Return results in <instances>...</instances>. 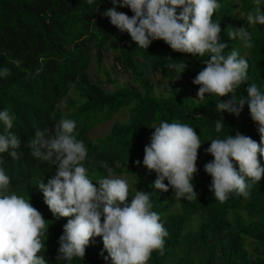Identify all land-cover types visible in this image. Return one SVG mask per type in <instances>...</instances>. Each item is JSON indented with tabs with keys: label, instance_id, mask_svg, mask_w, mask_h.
<instances>
[{
	"label": "trees",
	"instance_id": "1",
	"mask_svg": "<svg viewBox=\"0 0 264 264\" xmlns=\"http://www.w3.org/2000/svg\"><path fill=\"white\" fill-rule=\"evenodd\" d=\"M261 1L257 5L256 0H217L221 7L212 17L213 22L220 23L221 42L228 45L225 55L235 49L249 63L248 79L236 89L238 97L246 96L252 83L264 92V25H250L246 18L256 7L264 6ZM111 7V0H93L91 4L88 0H0V70H10L6 77L0 76V110L7 108L15 115L11 131L18 135V151L23 153L18 160L7 153L0 154L4 161L0 167L10 177L9 192L30 198L32 206L47 221L49 228L42 238L46 250L40 254L48 264H111L110 259L105 261L100 255L102 237L93 238L84 259H57L63 226L73 217L56 219L44 203L43 193L36 185L40 180L47 184L55 175L56 166L32 156L28 142L37 127L53 129L63 117L76 122L74 134L88 150L84 165L97 188L100 178L126 174L133 181L129 204L136 190L152 194V211L160 215L168 236L163 255L154 251L148 264H169L179 250L183 253L180 260L170 264H264V177L252 187L249 198L231 193L221 203L209 190L212 177L204 170V165L214 159L205 151L211 139H223L228 134L234 137L239 131L259 143L260 134L248 106L240 119L216 110L219 97L206 94L203 101L192 98L187 86L198 91L199 86L192 81L206 66L202 59H209L208 54L198 57L179 53L163 40L153 41L147 50L137 47L128 33H122L103 15ZM117 11L133 15L127 7L117 6ZM238 14L243 16L242 27L251 33L254 44L244 51L240 49L242 42L238 38L232 40L227 33L232 27L238 28ZM106 54L115 55L123 71L131 76L132 87L112 80L91 82L88 71L93 57L101 64ZM170 63H186L187 67L180 74L168 68ZM147 68L184 87H173L166 97H157L147 78ZM108 83L116 86L114 92L104 90ZM228 99L231 94L221 97L222 101ZM123 110H128L127 122H116L109 135L92 139L97 125L114 120ZM219 119L225 127L217 133L214 121ZM161 121L187 124L200 137L198 171L192 181L197 199H176L171 187L168 192L155 189L156 173H148L143 165L144 148L155 131L152 127ZM3 129L0 122V133ZM233 163L238 170V164ZM260 163L264 167V157ZM177 200L179 213L174 212ZM200 216H205L200 227L187 231ZM241 216L249 225L241 221ZM249 242L258 246L256 252L249 251ZM107 255L105 251L104 256Z\"/></svg>",
	"mask_w": 264,
	"mask_h": 264
},
{
	"label": "clouds",
	"instance_id": "2",
	"mask_svg": "<svg viewBox=\"0 0 264 264\" xmlns=\"http://www.w3.org/2000/svg\"><path fill=\"white\" fill-rule=\"evenodd\" d=\"M93 0H88L91 4ZM113 7L103 15L122 33L130 35L137 47L147 48L155 40H163L173 51L204 57L206 66L192 81L198 85L197 99L207 95L219 97L215 102L218 112H228L239 117L245 105L260 134L259 143L239 131L233 137L211 139L205 150L214 159L204 165L212 177L209 190L221 203L231 193L247 199L252 187L264 177L260 158L264 157V92L255 83L246 89V96L238 97L236 89L248 79L249 63L237 50L225 55L226 43L221 42L220 23L212 17L221 5L217 0H111ZM259 5L260 0H256ZM117 6L129 8L133 15L117 11ZM177 9H180L177 13ZM250 25H264V13L256 7L247 14ZM232 40L252 48V35L245 27L231 28L227 32ZM186 63H170L169 69L180 74ZM10 74L0 70V76ZM180 77V75H179ZM231 94V99L221 97ZM16 117L7 108L0 110V154L21 159V141L11 129ZM215 131L225 127L223 120H216ZM150 144L144 148L143 165L156 173L154 188L168 192L174 190V198L197 199L192 183L197 173L196 161L202 142L195 130L180 122L161 121L152 127ZM76 122L61 118L54 128L37 127L28 146L31 155L49 165H55V175L36 186L43 193L44 203L56 219L68 218L59 237L58 260L72 261L85 257L86 247L94 243V237H102L100 255L111 264H148L154 251L164 252L168 232L160 215L152 211V194L135 191L129 204V185L120 178H100L95 186L84 162L88 157L85 144L74 134ZM44 149L45 151H42ZM233 161L238 164V170ZM4 163L0 157V165ZM137 165L140 161L135 162ZM168 183L165 184L164 181ZM10 177L0 167V264H48L42 250H46L42 238L49 228L43 215L25 199L9 192ZM107 256H104V252Z\"/></svg>",
	"mask_w": 264,
	"mask_h": 264
},
{
	"label": "rangeland",
	"instance_id": "3",
	"mask_svg": "<svg viewBox=\"0 0 264 264\" xmlns=\"http://www.w3.org/2000/svg\"><path fill=\"white\" fill-rule=\"evenodd\" d=\"M262 3H263V0L261 1V4ZM261 9L264 10V6L261 7ZM238 17H239V25H238V28H239V27H242L241 20H242L243 16L241 14H238ZM240 49L244 51L245 47H243V45H241ZM244 55L246 56V53H244ZM138 62L143 67H146V65L144 63H142L141 60H138ZM88 74L90 76L91 82L94 84H98L100 82L107 81V80H112V81H118L119 83L126 85V86H130V87L133 86L131 76L127 75L123 71V67L116 61V57L114 54H106L104 57V60L101 64L98 62L96 57H93L92 64L89 68ZM147 78L149 79L151 85L154 86L155 95L157 97H166L167 93L173 87H178V88L184 87L181 84H179L178 82L171 83L167 80H164L159 72L152 71L149 68H147ZM103 88L108 93H112L116 90V86L111 84V83H108ZM187 89H188L191 97L196 100L198 91L193 89L191 86H187ZM245 115H246V113H244V111H242L238 118L241 119ZM127 121H128V110H123L114 120L107 122L105 124H102V125H97L95 127V129L93 130L91 137L93 140H98L100 138H103V137L110 134L112 127L114 126V124L116 122H122V123L124 122L125 123ZM150 139H151V137L149 138L148 145L150 144ZM146 171L148 173H151L147 168H146ZM112 178L124 179L127 181L128 185H129V189L133 188L132 187L133 181H132L131 176H128L126 174L122 175V176L112 175ZM180 211H181V208H180L179 200H177L175 202L174 212L179 213ZM204 220H205V216H200V217L196 218L188 226L187 231H196L200 227V225L203 223ZM241 221L243 223H245L246 225H249V222L245 219L244 216H241ZM247 247L251 253L256 252V250L258 249V246L253 242H249L247 244ZM182 254H183L182 251L179 250L176 253V255L168 263L170 264L171 262H175V263L178 262L182 256Z\"/></svg>",
	"mask_w": 264,
	"mask_h": 264
}]
</instances>
